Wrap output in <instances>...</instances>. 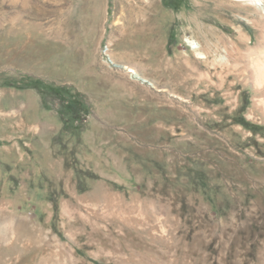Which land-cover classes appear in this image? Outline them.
I'll list each match as a JSON object with an SVG mask.
<instances>
[{"label":"rangeland","instance_id":"obj_1","mask_svg":"<svg viewBox=\"0 0 264 264\" xmlns=\"http://www.w3.org/2000/svg\"><path fill=\"white\" fill-rule=\"evenodd\" d=\"M141 2L0 0V264H264V0Z\"/></svg>","mask_w":264,"mask_h":264},{"label":"bare ground","instance_id":"obj_2","mask_svg":"<svg viewBox=\"0 0 264 264\" xmlns=\"http://www.w3.org/2000/svg\"><path fill=\"white\" fill-rule=\"evenodd\" d=\"M154 1L155 0H142L141 3L146 6V4L147 5L152 4ZM144 9L141 8L142 11ZM141 10L138 8V12L143 14L144 11L142 12ZM251 23L255 25L256 21L252 20ZM238 32H239V36L236 40H233V39L231 40L223 36H219V37L217 36L216 39H218V43L223 49L222 50L223 54L221 55L219 54L218 56H214L213 47H209L206 45H202L201 47H199L197 43H191V46L194 47L196 55L198 56L200 60L203 61V63H205L207 67H212L214 70L219 71V70H222L225 66H230L232 64L233 59L235 58V55L241 58H244L252 53V44H253L254 38L251 35L247 36L243 34V31L241 30H239ZM213 46H215V44ZM252 78H254V83H255L257 92H259L261 88L264 89V57L263 58L260 57V59L256 61ZM259 93H261V91ZM258 106L262 107L263 113H264V103L263 105H258ZM3 217H4L3 211H0V220H3ZM22 237L23 235L19 232L17 240L21 241ZM7 240L8 238H7L6 233H3L2 237L0 238V261H3L7 257L12 256L14 253L17 252L16 249L14 250V248L16 247L13 246L11 242H7ZM4 243H8L10 246L4 247L6 246L4 245ZM80 249L82 248H79L78 244H76L75 242L73 243L72 247H70L71 252L72 253L74 252L76 254L79 252ZM78 263L79 262H77V264Z\"/></svg>","mask_w":264,"mask_h":264},{"label":"crops","instance_id":"obj_3","mask_svg":"<svg viewBox=\"0 0 264 264\" xmlns=\"http://www.w3.org/2000/svg\"><path fill=\"white\" fill-rule=\"evenodd\" d=\"M22 107H23V105H21V108H22ZM51 114H52V113H50V115H51ZM52 121H53V124L46 123V121H45L46 127H47L48 129H52L53 132L60 131V130H61V127H60V126H61V119H60L59 115L53 113ZM15 123H16V122H13V127H14V128H15ZM23 123H24V122H20V121H19V126H20V124H23ZM39 123H40V122H38L37 124H34V126H32L34 129H36V131L39 130V127H40Z\"/></svg>","mask_w":264,"mask_h":264},{"label":"trees","instance_id":"obj_4","mask_svg":"<svg viewBox=\"0 0 264 264\" xmlns=\"http://www.w3.org/2000/svg\"><path fill=\"white\" fill-rule=\"evenodd\" d=\"M64 103H66V102H68V101H66V100H62ZM66 105H68V106H66V109H68V110H70L71 112H73L74 110H73V106L74 105H77V102H71L70 103V101L68 102V104H66Z\"/></svg>","mask_w":264,"mask_h":264}]
</instances>
